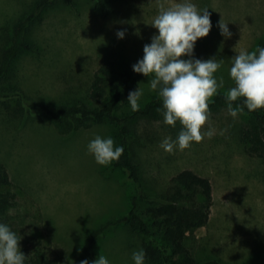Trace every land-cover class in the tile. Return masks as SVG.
Masks as SVG:
<instances>
[{
  "label": "rangeland",
  "instance_id": "rangeland-1",
  "mask_svg": "<svg viewBox=\"0 0 264 264\" xmlns=\"http://www.w3.org/2000/svg\"><path fill=\"white\" fill-rule=\"evenodd\" d=\"M36 1L0 0V47L3 33L29 13ZM108 2L113 12L106 17L93 10L89 0H57L42 12L41 19L36 18L29 37L32 49L21 54L11 69L28 96L51 103L88 101L98 65L112 60L132 70L143 57V46L157 31L148 24L158 14L159 4L168 7L175 0ZM193 3L198 9H208L213 25L208 36L197 41L194 55L223 60L215 76L218 80L223 77L224 88L219 93L224 94L232 86L228 69L230 58L236 54L233 49L252 51L264 33V0ZM221 19L229 23L231 38L220 35L217 24ZM118 30H126L124 39L117 38ZM133 74L134 90L138 86L143 90L142 106L156 93L150 90L147 77ZM130 110L128 105L122 111ZM210 112L212 126L228 131L174 153L164 152L159 144L165 137L173 138L170 131L176 128L163 120H138V129L146 124L155 136L142 150L129 136L126 142L131 147L132 162L147 185L155 179L156 185L163 186L183 169L209 179L212 204L207 223L185 238L186 247L199 262L264 264V164L238 142L239 127L248 116L244 112L233 120L226 104ZM125 124L130 125L128 121ZM95 135L111 136L117 146L124 142L118 128L108 122L63 135L39 115L11 119L0 111V161L7 168L15 196L5 223L21 235L20 248H31L38 240L47 253L60 256L64 264L74 263L89 231L130 208L138 188L113 162L108 166L95 163L87 152V144ZM102 238L99 254L111 264H134L131 257L140 249L138 236L122 226L109 229Z\"/></svg>",
  "mask_w": 264,
  "mask_h": 264
},
{
  "label": "trees",
  "instance_id": "trees-1",
  "mask_svg": "<svg viewBox=\"0 0 264 264\" xmlns=\"http://www.w3.org/2000/svg\"><path fill=\"white\" fill-rule=\"evenodd\" d=\"M89 1L93 10L103 17L113 12L108 0ZM56 2L37 0L29 13L22 15L3 33L4 44L0 47V111L11 119L26 120L28 116L39 115L63 135L103 122L115 125L119 135L124 138L120 144L124 153L119 160L113 161V166L126 172L139 191L138 195L131 197L126 213L97 225L87 233L78 249V260L71 264H79L83 259L90 262L95 260L102 237L109 229L122 226L131 235L139 237V247L146 253L145 264H219L217 260L199 262L185 245L188 233L204 226L209 218L212 204L209 179L190 169H183L170 176L163 186L156 185L155 179L147 185L142 175L138 174L141 170L132 162L131 147L126 140L133 138L142 150L153 143L155 136L146 124L138 129V120L162 121L163 117L158 112L161 102L156 97L146 101L138 111H122L129 105V92L134 91L135 79L131 68L119 67L112 60L101 62L93 73L88 101L75 99L51 103L31 98L14 79L15 73L11 70L14 61L32 49L29 37L33 23L36 18L41 19L42 12ZM257 46H264V33L253 50ZM212 101L209 109L225 104L224 94L219 93ZM245 112L248 118L239 127L238 142L246 153L258 157L264 164V108ZM177 123L178 127H174L176 130L170 131L173 138L181 130V125ZM14 198L9 173L0 161V222H6ZM21 251L28 256L25 264H64L60 256L47 253L46 247L38 240L32 242L31 248L21 247Z\"/></svg>",
  "mask_w": 264,
  "mask_h": 264
},
{
  "label": "clouds",
  "instance_id": "clouds-1",
  "mask_svg": "<svg viewBox=\"0 0 264 264\" xmlns=\"http://www.w3.org/2000/svg\"><path fill=\"white\" fill-rule=\"evenodd\" d=\"M207 8L198 9L193 0H175L170 6L159 4L158 14L148 24L157 31L150 43L143 46V57L132 65L134 73L148 78L151 91L161 102L158 112L163 123L181 130L177 136L165 137L159 148L166 153L184 151L193 143L205 138L224 135L228 128L216 129L211 124L209 104L224 88L223 77L215 73L222 67L223 60L196 58L194 49L200 38L208 36L213 25ZM229 23L221 19L217 27L220 35L231 38ZM126 30H118V39H124ZM139 35V31L136 32ZM232 58L228 75L232 86L224 93L226 111L233 120L247 110L253 112L264 108V46L255 50L241 49ZM143 90L138 86L129 92L127 102L133 112L140 108ZM207 125V127H205ZM87 152L99 166H108L119 160L123 146H117L111 136L95 135L87 144ZM21 235L10 226L0 222V264H25L26 256L20 248ZM146 253L139 249L132 253L134 264H145ZM79 264H111L104 255L93 261L83 259Z\"/></svg>",
  "mask_w": 264,
  "mask_h": 264
}]
</instances>
